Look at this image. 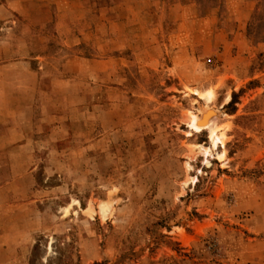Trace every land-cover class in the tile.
<instances>
[{"label": "rangeland", "instance_id": "obj_1", "mask_svg": "<svg viewBox=\"0 0 264 264\" xmlns=\"http://www.w3.org/2000/svg\"><path fill=\"white\" fill-rule=\"evenodd\" d=\"M78 5L0 83V264H264V0Z\"/></svg>", "mask_w": 264, "mask_h": 264}, {"label": "crops", "instance_id": "obj_2", "mask_svg": "<svg viewBox=\"0 0 264 264\" xmlns=\"http://www.w3.org/2000/svg\"><path fill=\"white\" fill-rule=\"evenodd\" d=\"M0 7V18L13 16V23L0 26V47L13 46L12 43L20 42L23 51L17 58L0 61V83L12 80L16 75L12 69L23 68L26 77L32 78L36 83L38 73L32 70V59L29 57L33 48H46L48 46V31L45 29L50 23L56 25L60 33L62 45L67 47L78 46L86 29L77 26L74 20V11L79 6V0H5ZM82 1V0H81ZM84 1V0H83ZM29 89V90H28ZM14 91L13 89H8ZM36 91L35 87L24 89ZM4 92V91H3ZM29 109L28 106L11 103L0 105V113H6V117L16 120L17 112ZM2 119V118H0ZM11 129V135L14 137ZM7 133V132H6ZM3 135V134H2ZM7 135V134H6ZM4 136V135H3ZM9 136V132L8 135ZM4 143H16V139H3Z\"/></svg>", "mask_w": 264, "mask_h": 264}, {"label": "bare ground", "instance_id": "obj_3", "mask_svg": "<svg viewBox=\"0 0 264 264\" xmlns=\"http://www.w3.org/2000/svg\"><path fill=\"white\" fill-rule=\"evenodd\" d=\"M203 95L206 96L208 99H211L214 95V92L212 89H209L205 93H203ZM212 112H213L212 109H206V111H204V113H203V116L200 117L199 123L204 124L205 128H206V126L209 125V122H210L209 120H210L211 116H213V115H211ZM189 119H190V123H191V125L195 131H200L202 129L201 126H199L195 123V121L197 119V115L195 113H190ZM207 128H210V137H211L212 145L214 147L218 146L222 142L223 134L217 133V127L214 125V122L212 124H210ZM201 149L204 150L205 152H208L207 147L202 146ZM108 210H109V206L106 203H102L101 204L102 214L106 215Z\"/></svg>", "mask_w": 264, "mask_h": 264}, {"label": "water", "instance_id": "obj_4", "mask_svg": "<svg viewBox=\"0 0 264 264\" xmlns=\"http://www.w3.org/2000/svg\"><path fill=\"white\" fill-rule=\"evenodd\" d=\"M204 111H206V110H204ZM204 111L202 112V116H203V113H204ZM213 112H212V114L211 115H215L216 114V112L214 111V110H212ZM199 120L200 119H196V121H195V123L197 124V125H199V126H201V127H203L204 126V124H201V123H199ZM198 122V123H197Z\"/></svg>", "mask_w": 264, "mask_h": 264}]
</instances>
